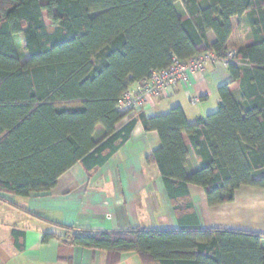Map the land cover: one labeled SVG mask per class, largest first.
I'll use <instances>...</instances> for the list:
<instances>
[{
	"label": "trees",
	"instance_id": "obj_1",
	"mask_svg": "<svg viewBox=\"0 0 264 264\" xmlns=\"http://www.w3.org/2000/svg\"><path fill=\"white\" fill-rule=\"evenodd\" d=\"M229 50L231 81L217 89L216 112L189 124L174 107L116 129L125 117L119 99L132 84L173 57L224 59ZM137 121L158 135L146 161L157 167L181 228L93 233L46 223L71 246L111 254L108 264L131 252L142 264H264V236L199 229L186 219L188 186L202 189L209 207L232 202L241 187L264 190V0H0L1 195H46L75 164L102 167ZM98 126L104 136L96 142ZM186 140L199 162L190 174Z\"/></svg>",
	"mask_w": 264,
	"mask_h": 264
},
{
	"label": "crops",
	"instance_id": "obj_2",
	"mask_svg": "<svg viewBox=\"0 0 264 264\" xmlns=\"http://www.w3.org/2000/svg\"><path fill=\"white\" fill-rule=\"evenodd\" d=\"M245 35L249 43L248 29ZM208 41L214 42L212 33ZM230 81L225 64L208 65L202 73L192 75L187 85L177 86L170 97L150 102L142 114L152 118L179 107L186 121L193 124L219 109L217 89ZM230 92L240 102L237 84L230 86ZM191 98H198L200 103L191 105ZM128 121L124 117L116 129ZM103 136L104 130L98 126L94 141H101ZM185 143V170L190 174L197 170L199 162L189 142ZM159 146L157 133L145 132L137 121L129 141L102 167L86 170L77 163L58 178L46 195L20 198L0 194V264H108L111 254L71 246L63 241L60 229L46 222L93 233L180 229L179 216L167 197L159 171L146 161ZM187 192L193 211L192 218L186 217L190 224L199 229L264 236L263 189L241 187L232 202L214 207L207 205L202 189L188 186ZM48 233L55 237L44 243L42 237ZM114 256L115 264H142L134 252Z\"/></svg>",
	"mask_w": 264,
	"mask_h": 264
},
{
	"label": "built area",
	"instance_id": "obj_3",
	"mask_svg": "<svg viewBox=\"0 0 264 264\" xmlns=\"http://www.w3.org/2000/svg\"><path fill=\"white\" fill-rule=\"evenodd\" d=\"M235 51L229 50L224 59H218L213 53H203L180 61L175 57L169 67L151 71L148 78L132 84L120 97L118 110L125 117L135 118L143 113L150 102L170 97L177 86L187 85L191 76L202 73L206 66L222 62L227 65L234 60ZM191 105L200 103L198 98L190 99Z\"/></svg>",
	"mask_w": 264,
	"mask_h": 264
},
{
	"label": "rangeland",
	"instance_id": "obj_4",
	"mask_svg": "<svg viewBox=\"0 0 264 264\" xmlns=\"http://www.w3.org/2000/svg\"><path fill=\"white\" fill-rule=\"evenodd\" d=\"M176 10H177L178 15H179L181 18H184V17H185L184 10H183V8H182V6H181L180 3H177V5H176ZM44 20H45V24L48 26L49 31H50L51 28H50V23H49V21L47 20V18H45Z\"/></svg>",
	"mask_w": 264,
	"mask_h": 264
}]
</instances>
